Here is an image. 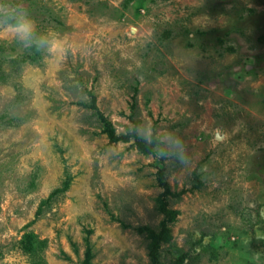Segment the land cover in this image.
<instances>
[{
  "label": "rangeland",
  "instance_id": "374dc122",
  "mask_svg": "<svg viewBox=\"0 0 264 264\" xmlns=\"http://www.w3.org/2000/svg\"><path fill=\"white\" fill-rule=\"evenodd\" d=\"M14 2L53 46L0 25V264H149L163 198L162 262L264 264V0Z\"/></svg>",
  "mask_w": 264,
  "mask_h": 264
},
{
  "label": "clouds",
  "instance_id": "9594fccd",
  "mask_svg": "<svg viewBox=\"0 0 264 264\" xmlns=\"http://www.w3.org/2000/svg\"><path fill=\"white\" fill-rule=\"evenodd\" d=\"M0 25L9 27L14 39L26 49L42 52L53 46L51 38L38 30L31 13L14 0H0ZM135 131L153 146L158 158H172L181 165L189 164L184 142L173 131H159L147 125L138 126Z\"/></svg>",
  "mask_w": 264,
  "mask_h": 264
},
{
  "label": "trees",
  "instance_id": "16d2710c",
  "mask_svg": "<svg viewBox=\"0 0 264 264\" xmlns=\"http://www.w3.org/2000/svg\"><path fill=\"white\" fill-rule=\"evenodd\" d=\"M41 57L40 51H34L32 54H27L25 56L26 60H37ZM111 138L113 140H118L119 136H117L113 131L110 133ZM146 143V142H145ZM141 145V143H139ZM165 187V192L163 194L169 193L168 185L165 182H160ZM165 197V196H164ZM161 211L165 214L163 219V225L161 230H156L150 226H140L138 229L140 232L145 233L149 238V255H150V263L149 264H184L186 254L180 255L178 258L174 259L171 262H162L160 259V249L163 242H167L171 239V234L166 227L165 221H170L176 217L177 212L173 209L168 208V202L163 198L162 203L160 204Z\"/></svg>",
  "mask_w": 264,
  "mask_h": 264
}]
</instances>
